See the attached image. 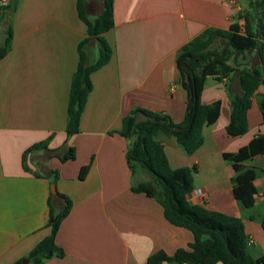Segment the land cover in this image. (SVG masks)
I'll return each mask as SVG.
<instances>
[{
  "label": "crops",
  "instance_id": "1",
  "mask_svg": "<svg viewBox=\"0 0 264 264\" xmlns=\"http://www.w3.org/2000/svg\"><path fill=\"white\" fill-rule=\"evenodd\" d=\"M77 0H6L0 4V264H15L50 234L48 201L54 171L57 192L72 202L55 243L64 253L41 264H147L157 251L186 249L191 233L168 223L162 207L132 186L149 180L131 174L125 154L131 141L119 135L122 119L134 108L167 115L179 124L187 100L177 58L182 47L206 29L243 32L247 0H113L114 27L104 34L109 61L90 74L91 91L77 133L66 137L67 105L80 42L87 37ZM11 6L9 11L5 7ZM96 17L101 0H86ZM242 63V61H241ZM239 93L235 71L206 78L200 100L208 109L203 143L191 155L173 136L157 133L171 168L195 167L188 200L210 211L240 219L254 259L264 257V114L260 85L251 96L247 131L228 137L231 96ZM50 137L47 149L75 158L61 162L39 150L23 153ZM257 139L259 153L247 147ZM88 166L83 180L78 175ZM246 192L242 207L233 188ZM200 194H197V193ZM61 201L54 200L56 210ZM165 264V263H163ZM221 264V263H217Z\"/></svg>",
  "mask_w": 264,
  "mask_h": 264
},
{
  "label": "trees",
  "instance_id": "2",
  "mask_svg": "<svg viewBox=\"0 0 264 264\" xmlns=\"http://www.w3.org/2000/svg\"><path fill=\"white\" fill-rule=\"evenodd\" d=\"M85 1L77 0L76 4L79 19L86 26L87 37L78 46L79 61L71 78L66 137L79 130L80 116L91 91L90 74L105 65L112 55V49L103 35L114 27L113 0H101V11L93 18L87 16ZM247 1L251 12L243 15V32L237 24H231L225 31L209 28L182 47L177 67L187 100L179 124L173 123L167 115L142 108H134L122 119L119 135L131 141L125 154L127 166L132 175L140 171L149 177L148 181L132 186L131 191L154 199L162 207L168 223L189 231L193 237L186 249L179 248L173 255L157 251L148 257L147 264H264V257L254 259L251 256L249 241L240 219L189 202L188 196L194 189L195 167L171 168L162 145L155 141L159 132L173 136L186 154H193L203 143L202 129L208 120V109L200 100L204 82L208 77L218 79L222 72L232 71L238 75L239 93L231 96V113L225 133L231 138L246 133L251 96L258 86H264V0ZM5 8L12 10L11 6ZM92 38L97 42L98 60L87 67L84 66L85 53L82 48ZM10 39L11 31L7 28L5 39L0 45V58L6 53ZM254 63L255 66L251 67ZM258 105L264 114V97ZM49 140L50 137L23 153L24 170H27V155L34 151L42 150L50 156L58 157L61 162L75 158L71 147H67L61 155L48 150ZM247 150L251 155L260 152L257 139L249 143ZM87 171L88 166L80 169L79 180L85 178ZM47 175L51 183L55 184L57 173L49 171ZM232 195L242 207L251 206L246 192L234 187ZM54 200L61 201L58 210L53 206ZM71 206V200L57 190L54 195H50V234L29 252L26 258L28 264H41L52 257L64 256L63 250L55 243V236ZM22 261L15 264H21Z\"/></svg>",
  "mask_w": 264,
  "mask_h": 264
},
{
  "label": "water",
  "instance_id": "3",
  "mask_svg": "<svg viewBox=\"0 0 264 264\" xmlns=\"http://www.w3.org/2000/svg\"><path fill=\"white\" fill-rule=\"evenodd\" d=\"M85 53L84 66H92L98 60V50L96 39H90L82 48ZM256 63L252 64L251 67H254ZM179 130V129H176ZM50 193L54 195L56 193V188L54 184H50ZM21 264H28V259H24Z\"/></svg>",
  "mask_w": 264,
  "mask_h": 264
},
{
  "label": "built area",
  "instance_id": "4",
  "mask_svg": "<svg viewBox=\"0 0 264 264\" xmlns=\"http://www.w3.org/2000/svg\"><path fill=\"white\" fill-rule=\"evenodd\" d=\"M6 3V0H0V4ZM197 194H200L199 192Z\"/></svg>",
  "mask_w": 264,
  "mask_h": 264
},
{
  "label": "rangeland",
  "instance_id": "5",
  "mask_svg": "<svg viewBox=\"0 0 264 264\" xmlns=\"http://www.w3.org/2000/svg\"><path fill=\"white\" fill-rule=\"evenodd\" d=\"M90 18H92V16H91ZM54 185H55V184H54Z\"/></svg>",
  "mask_w": 264,
  "mask_h": 264
}]
</instances>
